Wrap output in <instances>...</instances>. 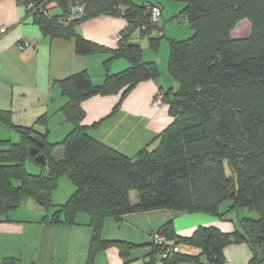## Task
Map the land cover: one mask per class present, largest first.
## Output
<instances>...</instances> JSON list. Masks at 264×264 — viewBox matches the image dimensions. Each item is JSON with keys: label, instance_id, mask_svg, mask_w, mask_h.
I'll use <instances>...</instances> for the list:
<instances>
[{"label": "trees", "instance_id": "16d2710c", "mask_svg": "<svg viewBox=\"0 0 264 264\" xmlns=\"http://www.w3.org/2000/svg\"><path fill=\"white\" fill-rule=\"evenodd\" d=\"M19 1L43 34L74 39L81 55L109 51L77 32L81 22L111 15L122 16L128 26L105 60L107 72L101 83L87 71L57 81L67 98L61 110L73 126L61 141L50 142L48 129L42 132L12 123L10 112L0 110V119L20 136L17 142L0 140V221L26 199L51 210L44 216L51 223L72 225L79 213H87L94 233L86 264H93L97 252L111 245H117L125 258L134 246L104 239L106 218L121 220L130 213L161 208L225 217L241 209L252 215L242 216L240 228L233 232L199 226L190 236H179L173 220L165 222L151 234L150 262L203 264L204 259L208 264H228L225 247L247 243L253 252L249 264H264V0H168L182 4L176 17L189 26L185 37L168 38L167 67L178 87L157 91L163 93L173 119L154 139L155 147H144L133 157L90 134L82 123L81 104L95 95L113 94L121 95V103L138 83L159 76L157 63L144 59L141 44L130 35L138 30L158 52L164 20L162 15L160 23L153 22L151 8L158 5L163 11L162 5L136 0ZM77 3L83 13L73 16ZM55 9L58 12L52 13ZM243 22L247 34H236ZM115 58H125L130 65L113 73L110 65ZM36 123L46 124V114ZM35 139L44 143L38 148L45 164L31 154ZM59 146L61 156L55 155ZM29 161L40 168L39 173L28 171ZM63 176L75 191L66 202L55 204L52 192ZM224 204L228 206L223 212ZM155 234L165 238L163 244L157 243ZM179 245L200 251L183 252ZM0 264L23 263L9 255Z\"/></svg>", "mask_w": 264, "mask_h": 264}, {"label": "crops", "instance_id": "0c3cea01", "mask_svg": "<svg viewBox=\"0 0 264 264\" xmlns=\"http://www.w3.org/2000/svg\"><path fill=\"white\" fill-rule=\"evenodd\" d=\"M138 2L161 4L162 15L169 3L168 0ZM127 26L125 18L111 15L81 22L76 28L80 35L109 48L107 52L81 55L75 50L74 39L50 38L43 34L22 2L0 0V110L10 112L12 123L34 126L42 132L48 129L50 142L61 141L73 126L61 110L67 98L57 81L87 71L95 82L101 83L107 72L105 60L118 46ZM165 27L164 24V30ZM130 39L141 44L145 60L157 63L159 76L138 83L121 103V95L113 94L92 96L81 105L85 111L82 123L90 134L133 157L144 147H155L156 136L172 122L168 105L155 106L153 100L158 90L176 89L178 84L168 71L169 54H166V48L164 57L161 56L158 63L157 52L150 48L147 37H141L140 32L135 30ZM129 65L127 59L115 58L110 71L116 73ZM119 103L120 107L115 111ZM44 114L47 123H36ZM15 134L17 138H14ZM19 137L13 126L0 119V140L17 142ZM58 148L61 150L55 155L61 156L63 150L60 146ZM63 179L64 176L52 192L55 204L66 202L75 191V186L69 181L63 187L64 196H60L58 189ZM227 206H222L223 212ZM50 213L51 210L45 211L34 201L26 199L6 220L0 221V261L5 256L13 255L19 257L23 264H86L94 233L89 224V215L81 212L77 216V223L69 225L44 221V216ZM245 214L252 215V212L237 209L221 217L161 208L130 213L121 220L109 217L105 219L102 237L127 241L134 246L125 258L117 245H111L97 252L93 264H161L159 260L151 263L149 253L152 251L151 234L165 222L173 220L179 236H190L199 226H215L224 232H233L240 228V218ZM177 249L192 254L200 251L197 247L186 245H179ZM224 255L228 264H249L253 252L247 243H234L225 247ZM127 259L129 263H126ZM202 262L208 264L204 259Z\"/></svg>", "mask_w": 264, "mask_h": 264}, {"label": "rangeland", "instance_id": "374dc122", "mask_svg": "<svg viewBox=\"0 0 264 264\" xmlns=\"http://www.w3.org/2000/svg\"><path fill=\"white\" fill-rule=\"evenodd\" d=\"M180 4L181 3H179V2H169L168 5L166 6V10L163 14V16L166 18V19H164V21H165L164 24L166 27L164 30L165 36L162 38L161 44H160L161 48L157 52L158 63L160 62L161 56L164 57V55H165L164 48H166V54L167 53L169 54L168 38H171V37L178 38V39L183 38L186 35V30L189 28V26L186 23L180 22V20H178V18L176 17V15L178 14L179 9H180ZM56 12H58L57 9L52 10V13H56ZM247 26H248L247 23H245V22H243V24L241 23L238 26V28L236 29V34H245L246 33L245 28ZM243 29H245V30L243 31ZM145 52H146V50H145ZM167 62H168V60H167ZM14 138H17L16 134H15ZM58 150H61V149L60 148L56 149L55 152L57 154L59 152ZM27 169L29 172H32V173H39V171H40V168L32 161H29L27 163ZM69 181H70L69 178L64 176V179L60 182L59 189H58V194H61L60 196H64L63 194L65 191H63V187L64 186L66 187L67 183L69 184ZM30 201H32V200H30Z\"/></svg>", "mask_w": 264, "mask_h": 264}, {"label": "built area", "instance_id": "2783aa9c", "mask_svg": "<svg viewBox=\"0 0 264 264\" xmlns=\"http://www.w3.org/2000/svg\"><path fill=\"white\" fill-rule=\"evenodd\" d=\"M50 6V5H49ZM48 6V7H49ZM81 13H83V6L80 3L75 4L72 15L73 16H79ZM151 17L153 22L160 23L162 21V10L158 5H155L151 8ZM153 104L155 106H159L164 104V97L162 92H158L156 94V97L153 100ZM154 239L157 241L158 244H163L165 238L161 235L155 234Z\"/></svg>", "mask_w": 264, "mask_h": 264}, {"label": "water", "instance_id": "95a60500", "mask_svg": "<svg viewBox=\"0 0 264 264\" xmlns=\"http://www.w3.org/2000/svg\"><path fill=\"white\" fill-rule=\"evenodd\" d=\"M37 145L31 147L30 151L31 154L35 156V159L37 162H39L40 164H45L46 163V157L44 154H39V146H43V141L39 140V139H35Z\"/></svg>", "mask_w": 264, "mask_h": 264}, {"label": "bare ground", "instance_id": "6f19581e", "mask_svg": "<svg viewBox=\"0 0 264 264\" xmlns=\"http://www.w3.org/2000/svg\"><path fill=\"white\" fill-rule=\"evenodd\" d=\"M239 217V216H238ZM240 220H241V218H240Z\"/></svg>", "mask_w": 264, "mask_h": 264}]
</instances>
